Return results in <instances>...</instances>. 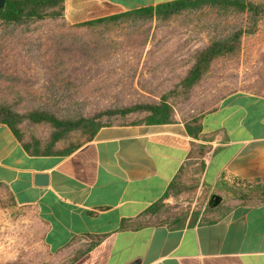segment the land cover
I'll use <instances>...</instances> for the list:
<instances>
[{"label":"crops","instance_id":"crops-1","mask_svg":"<svg viewBox=\"0 0 264 264\" xmlns=\"http://www.w3.org/2000/svg\"><path fill=\"white\" fill-rule=\"evenodd\" d=\"M174 0H64L71 25ZM191 137L169 124H115L68 156H32L0 124V188L34 211L53 264H264V96L238 92ZM197 173L205 221L151 224L146 211ZM240 181L236 187L233 181ZM208 208V207H207ZM210 209V208H209Z\"/></svg>","mask_w":264,"mask_h":264},{"label":"rangeland","instance_id":"rangeland-1","mask_svg":"<svg viewBox=\"0 0 264 264\" xmlns=\"http://www.w3.org/2000/svg\"><path fill=\"white\" fill-rule=\"evenodd\" d=\"M214 24H218L219 32L227 33L232 27L245 26L246 20L203 10L163 24L152 20L112 27L107 32L109 49L99 50L87 73L79 71L70 84L60 83L53 91L57 95L50 97L49 102L46 91L50 75L45 73L49 41L61 36L63 45L62 41L56 42L64 49L67 38L79 37L84 30L61 20L39 23L22 44H11L10 53L0 59V103L15 105L24 113L49 102L60 110V115L76 111L88 117L107 109L153 104L168 96L174 118L188 122L214 109L231 94L264 96V21L254 35L242 38L236 56L216 60L198 85L188 94L181 92L180 81L192 65L194 53L213 35ZM73 59L79 62L77 56ZM145 116V112H133L110 119L104 116L101 121L128 124ZM21 130L27 141L33 137L46 139L52 132L48 126L28 122L22 123ZM76 139L75 135L70 141ZM64 146L60 143L58 148ZM197 171L190 173L185 183L181 182L185 192L165 203L172 212L203 211L208 190L200 186ZM42 232L34 211L9 205L8 196L0 190V264H53L43 245Z\"/></svg>","mask_w":264,"mask_h":264},{"label":"trees","instance_id":"trees-1","mask_svg":"<svg viewBox=\"0 0 264 264\" xmlns=\"http://www.w3.org/2000/svg\"><path fill=\"white\" fill-rule=\"evenodd\" d=\"M63 4L64 0H5V5L0 10V59L6 58L10 53L11 44H22L26 40L27 34L36 30L33 28L39 23L61 20L73 28L84 30L79 37L67 38L64 49L60 47L61 44L63 45L61 36L55 39L51 38L49 41L48 52L50 54L45 73L50 75V87L46 91V93L49 92L47 95L45 92L42 93L47 96L49 102L50 97L57 95L53 91L58 86L70 84L73 76L79 75V71L87 73L92 68L93 59L99 50L109 49L107 32L112 27L152 20L163 24L184 14L203 12V10L217 12L223 16L244 17L245 26L232 27L227 33L219 32L218 24L213 25V35L209 37V41L204 47L194 53L192 65L180 81L181 92L188 94L201 82L216 60L236 56L241 49L242 38L245 35H254L260 23L264 21V0H174L155 7L123 11L74 25L67 22ZM56 41H62V43L59 44ZM60 55L63 57L59 58ZM74 56H77L76 61L79 60V62H74ZM168 99V96H163L161 100L153 104L107 109L88 117L83 116L82 112L76 111H69V115H60L58 113L60 110L50 106L49 102L44 103L42 107L28 109L24 113L18 111L14 107L15 105L0 103V124L9 128L27 154L64 157L91 141L101 127L115 125L111 122L103 123L101 118L104 116L110 119L117 115L126 116L133 112H145L146 116L141 121L132 124H169L174 122V109ZM200 117H192L188 122H185L187 133L193 138L199 136ZM23 122L48 126L52 132L46 139L33 137L27 141L21 130ZM75 135L78 136V139L75 142L70 141ZM60 143L65 145L62 149L58 148ZM0 190L8 196L9 205H15L10 193L4 188H0ZM183 192L185 189L181 185V181L176 180L169 186L165 198L176 197ZM211 210L207 206L203 208L204 212ZM145 217H147L145 220L147 223L176 226L206 220L205 217H199V212L189 213L187 209L172 212L163 201L152 205L146 211Z\"/></svg>","mask_w":264,"mask_h":264},{"label":"water","instance_id":"water-1","mask_svg":"<svg viewBox=\"0 0 264 264\" xmlns=\"http://www.w3.org/2000/svg\"><path fill=\"white\" fill-rule=\"evenodd\" d=\"M5 5V0H0V10L3 9ZM222 201V197L216 193H213L210 195L208 201H207V207L208 208H214L217 205H219Z\"/></svg>","mask_w":264,"mask_h":264},{"label":"built area","instance_id":"built-area-1","mask_svg":"<svg viewBox=\"0 0 264 264\" xmlns=\"http://www.w3.org/2000/svg\"><path fill=\"white\" fill-rule=\"evenodd\" d=\"M233 183H234V185L236 187H239V186H241L243 184V183H241L240 181H237V180L233 181Z\"/></svg>","mask_w":264,"mask_h":264}]
</instances>
